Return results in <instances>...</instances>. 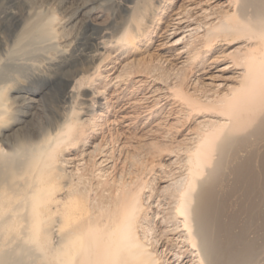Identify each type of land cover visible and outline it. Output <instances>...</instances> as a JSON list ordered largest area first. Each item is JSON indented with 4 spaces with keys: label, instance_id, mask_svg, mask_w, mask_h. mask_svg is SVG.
<instances>
[{
    "label": "rangeland",
    "instance_id": "obj_1",
    "mask_svg": "<svg viewBox=\"0 0 264 264\" xmlns=\"http://www.w3.org/2000/svg\"><path fill=\"white\" fill-rule=\"evenodd\" d=\"M35 21L52 27L48 41L54 46L45 54L63 50L70 60L40 73L37 51L28 54L34 57L29 62L16 63L9 48L24 24ZM92 42L97 54L87 57ZM262 57L264 0H0V152L21 172L31 147L12 143L11 135L57 129L50 158L40 162L50 170L53 195L79 201L86 225H95L116 216L136 194L131 224L158 264H201L178 216L180 192L190 180L189 159L205 146L211 150L206 168L213 166L217 136L210 147L204 142L217 122L229 120L226 102L241 98L240 90L252 81L256 86L248 101L239 105L258 110L242 109L249 121L234 134L247 133L264 114V103L256 101L264 95V76L256 78L263 75ZM21 83L41 104L39 118L26 124L21 118L28 115L17 110L12 97ZM246 139L232 148L238 158L252 156L262 183L264 131ZM228 159L212 173L218 218L254 242L247 264H264V197L245 193L231 171L234 159ZM52 207L45 250L21 243L28 229L19 211L13 226L0 227V250L24 245L23 264H48L60 219Z\"/></svg>",
    "mask_w": 264,
    "mask_h": 264
},
{
    "label": "bare ground",
    "instance_id": "obj_2",
    "mask_svg": "<svg viewBox=\"0 0 264 264\" xmlns=\"http://www.w3.org/2000/svg\"><path fill=\"white\" fill-rule=\"evenodd\" d=\"M104 32L109 31L105 30ZM51 33L52 27L44 25V22L25 23L14 40L16 42L9 48V53H15L16 56L13 59L22 65L34 58L33 55H28L30 52L37 51L35 56L39 55L42 66L39 67L40 69L37 67L39 73L70 60L72 56L65 54L63 50L57 51L58 53L53 56L45 54L48 48L54 46L48 41V34ZM91 46V49L86 51L87 57L97 54L96 43L92 42ZM13 62L15 63L14 60ZM259 67L263 75L261 73V76H256V73L253 77L256 76L261 80V77L264 76V62ZM252 82L240 90L241 98H237L238 94L235 96L236 98H231L226 102L228 103L225 106L229 120L217 122L215 130L209 132L204 142L206 146L210 147L215 144L213 139L217 136L216 158L212 161L213 166L206 168L205 158L210 155L211 150L209 151L205 146L196 149L193 159H189L192 165L189 168L190 180L184 190L180 192L179 211L181 214L178 216H183L184 225L188 229L190 237V247L197 250L196 254H198L201 264H247L256 250L252 240L244 239L243 229L233 233L229 226L230 223L222 224L219 220L214 194V183L217 178L212 174L216 173L221 166L223 167L230 156L234 159L231 166L234 180L243 183L246 194L255 192L264 197V178L262 183L259 182L252 168V156L238 158L237 148H232L234 144L247 140V135L251 133L258 135L264 131L263 114L250 131L240 135L234 134L235 130H239L249 121L248 117L250 116H243L242 109H245V112L254 109L252 106L241 107L240 105L244 103H239L245 99L248 101L249 98L246 97L251 94L252 87L256 86V82L255 85ZM258 82L261 83V81ZM258 82L257 84H259ZM22 84L15 87L16 92L12 97L17 98L19 107L17 110L28 115L26 120L25 117L21 118V121L26 124L33 117L39 118L41 104L38 96L26 93L27 86ZM254 89L257 90L256 87ZM257 96L262 98L257 99ZM257 96L255 97L257 100L255 98L253 100L264 103V95ZM259 103L256 105L260 106ZM2 104L3 101H0V116L4 111L1 107ZM256 109L257 107L254 110ZM56 132L57 129H45L44 131L42 129L31 133V135L20 137L16 132L14 135L10 134L12 143L29 145L31 154L25 160L22 171L19 172L18 166H14L15 160L7 158V154L0 152V227L13 226L15 222L12 221L16 218L14 212L19 211L20 223L24 222L23 227L25 225L28 229L27 234L24 232L26 235L21 239V243L24 244V241L33 242L38 248L45 250L51 239L52 229L48 225L53 205L58 211L60 219L55 229L58 237L57 243L50 250V257L47 258L48 264L51 261L53 264H158V257L145 242L137 237L131 224L137 207L136 194L132 195L124 206H121L122 210L116 216L102 217L98 222L95 221V225H86L88 222L86 223V218L82 216L79 201L76 199L72 201L73 197L67 199L62 195H53L54 186L50 178V170L41 168L42 163L40 162L47 157L50 158L47 153L56 140ZM209 136L212 138L209 139ZM19 148L21 145L16 147V149ZM261 166L264 174V152L261 157ZM203 170L207 171L205 177H201ZM173 229L178 230L176 225ZM222 235L223 240L221 239ZM25 247L16 245V248L12 250H0V264H23V255H25L23 252L27 253ZM21 248L25 250L22 251ZM188 249L186 248L185 252H189Z\"/></svg>",
    "mask_w": 264,
    "mask_h": 264
}]
</instances>
